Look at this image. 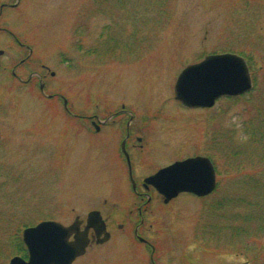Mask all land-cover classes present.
<instances>
[{"label":"rangeland","instance_id":"1","mask_svg":"<svg viewBox=\"0 0 264 264\" xmlns=\"http://www.w3.org/2000/svg\"><path fill=\"white\" fill-rule=\"evenodd\" d=\"M3 4L16 6L0 14V264L20 256L13 242L31 224L69 226L93 210L112 239L76 264H264V233L246 221L252 197H263L264 206V0H0V11ZM83 5L96 13L82 45L75 21ZM238 51L253 57L250 93L222 97L211 109L175 100L183 69ZM42 66L56 72L51 92L64 95L72 113L104 117L125 105L146 121V160L133 169L136 179L196 155L212 160L211 195L168 203L155 196L147 207L139 234L154 255L134 236L140 203L114 139L88 135L38 81L25 86L17 78ZM249 180H258V194Z\"/></svg>","mask_w":264,"mask_h":264},{"label":"water","instance_id":"2","mask_svg":"<svg viewBox=\"0 0 264 264\" xmlns=\"http://www.w3.org/2000/svg\"><path fill=\"white\" fill-rule=\"evenodd\" d=\"M253 80L245 58L238 54L209 55L197 64L187 66L178 76L174 87L175 99L189 108L208 109L222 97H238L251 92ZM1 139V131H0ZM168 203L181 193L198 197L211 195L217 187L216 169L208 157L190 158L164 168L146 180ZM82 221L64 226L55 221H44L24 229L22 238L30 252L29 260L16 256L10 264H72L83 256L90 244L88 231L97 237L110 238L106 223L99 211L87 218L84 232H79ZM75 234L74 240L70 237Z\"/></svg>","mask_w":264,"mask_h":264},{"label":"flooded vegetation","instance_id":"3","mask_svg":"<svg viewBox=\"0 0 264 264\" xmlns=\"http://www.w3.org/2000/svg\"><path fill=\"white\" fill-rule=\"evenodd\" d=\"M18 2H19V0H18ZM15 6L16 5L3 4L1 7L0 14L2 13V11L5 7L6 8H9V7L14 8ZM85 6L86 5L82 6V8H83L82 13H81V11H77L80 13L77 15V17H76L77 20L75 21V23H76L75 31L78 34L77 37H78L81 44L84 43L82 40H85L86 37L89 38L88 35L90 34V31H91V28H90L91 19L94 18L95 13H96V11L92 5L91 6L87 5L86 7ZM1 31H3L4 33H7L8 35H11V37L16 41V43L18 45H20L21 47L28 48L29 49L28 58H30V56H32L33 51L28 46L21 44L19 39L16 38L12 33H10L9 31H6V30H1ZM79 46L81 47V45H79ZM25 61L22 60L21 64H25ZM42 67L43 68L41 71H33L27 80H23L22 78L17 77L18 75H17L15 69L13 71V76L17 77L20 81L24 82L26 84L25 86L31 85V83L34 80L38 81L40 90L42 91V93L45 94V96L48 98V100L52 101V98H54V97L57 98L60 102L59 104H61L62 106H64L66 108V111L69 114V116L71 117V119L76 120L77 125L81 129H84L88 135L93 136V137L106 135L108 138L114 139L115 148L113 150H114V153L116 155V159H117L119 164L126 166V167L128 166V169L130 170V174L128 175V181L130 183V186L132 188L134 196L137 199L138 204L140 203V205H138V207H137V213H138L140 222L136 226V228L134 229V236H135V238H137L140 245H142L145 248L146 251H144V252H149L147 254L154 255L156 252V248H155L154 244L149 239L145 238L143 235L141 236L139 234V231H140V228L145 223V219H146L145 214L147 213V211H146L147 207H149V205L153 201L154 197L158 196L164 201V197L162 195H160L153 186L146 184L147 178L156 174L158 171L161 170V168L160 169L158 168L155 172H153L149 175H146L142 179H139V180L136 179L133 175V169H136L140 172L141 171L140 166H142L143 162L146 160V158L144 159L145 153L143 152L144 148L142 146L143 141H144V136H143L144 135V129H146L148 127V126L144 125V124H146V121L144 122V119L141 120L140 118L138 120V117L135 114H131V112H130L131 110L126 109L125 105H122L121 109L119 111H113L112 112L110 110H107V112H109V114L104 116V117H101L96 113H92V114H88V115L87 114L82 115V114H78V113L77 114L72 113L73 111H72V108L70 107L71 103H68V101L64 97V95L52 94V92H51V87H50L51 83L57 80V79L54 80V78L57 77L56 72L50 71V69L45 67V66H42ZM49 92H51V93H49ZM179 104H181V103H179ZM181 106L184 107L185 109H188V110H195V109L187 108L183 104H181ZM108 108H109V106L106 107V109H108ZM88 146L93 148L94 144L89 143ZM198 156L199 155H196L194 157H198ZM146 157H148V156L146 155ZM168 166H170V165H168ZM164 168H166V167H164ZM74 211L75 210L73 209V212ZM93 211H97V210H93ZM91 212L92 211H90L88 213V215ZM88 215H87V217H88ZM101 215H102V213H101ZM102 217H103V215H102ZM103 219H104V217H103ZM77 220L82 221V223L80 224V227H79V232L82 233L86 230L87 218L85 220H82V219H80V217L78 215H76L75 221H77ZM104 220H105V223L107 226V232L110 234V238L108 240V241H110L112 239V233H111V230H110V227H109L107 220L106 219H104ZM119 226H120V229L123 230V225H119ZM88 235H89V239H90V244H89V247L87 248L86 253L83 256L77 258L73 264H76L77 262H79V259L84 257L87 254L88 250L92 246L102 245L98 242L105 238L104 234L101 237H97L94 229H90L88 231ZM74 236H75V234H73L69 240L73 241ZM25 249H26L25 260H29V258H30L29 249L27 248V246H25ZM87 263H89V262H87ZM87 263H85V264H87ZM150 264H157V263H156V261H153L151 258Z\"/></svg>","mask_w":264,"mask_h":264},{"label":"trees","instance_id":"4","mask_svg":"<svg viewBox=\"0 0 264 264\" xmlns=\"http://www.w3.org/2000/svg\"><path fill=\"white\" fill-rule=\"evenodd\" d=\"M238 53L240 55L244 56L247 59L250 67H253V57L251 55H249L245 51H238ZM259 136L261 137L260 139L263 141L264 140V138H263L264 132L260 131ZM249 182H250V185H249ZM249 182H247L245 184L250 186V189H251L253 194H256L257 193V189H258L257 185L259 184L258 180H249ZM262 199H263V197L258 195V196L252 197L250 203L247 202L248 205L253 206L255 212H253V215H249L246 218V221L249 218V221L251 223H253L252 220H254L255 223L258 224L256 226V228L253 229V230H254V232L259 231L260 233H264V206H263V202L261 201ZM225 202H227V201H225ZM244 202H246V201H244ZM33 225L34 224H31L30 226H33ZM13 247H14V250L16 249L18 255H20V256H22L24 258L26 257V249H25V245H24L21 237H17L16 238V243L13 242ZM1 250L2 249H0V253H1Z\"/></svg>","mask_w":264,"mask_h":264},{"label":"bare ground","instance_id":"5","mask_svg":"<svg viewBox=\"0 0 264 264\" xmlns=\"http://www.w3.org/2000/svg\"><path fill=\"white\" fill-rule=\"evenodd\" d=\"M156 190H157V189H156ZM157 192H158V190H157ZM158 193H159V192H158ZM159 194H160V193H159ZM160 195H161V194H160ZM75 261H76V260H75ZM75 261H74V262H75ZM74 262H73V263H74ZM73 263H72V264H73Z\"/></svg>","mask_w":264,"mask_h":264}]
</instances>
